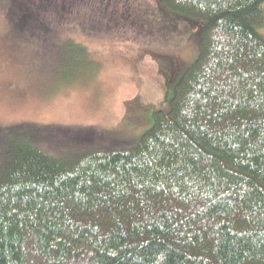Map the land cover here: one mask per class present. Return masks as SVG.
Listing matches in <instances>:
<instances>
[{"label":"trees","instance_id":"trees-1","mask_svg":"<svg viewBox=\"0 0 264 264\" xmlns=\"http://www.w3.org/2000/svg\"><path fill=\"white\" fill-rule=\"evenodd\" d=\"M160 2L205 25L172 111L132 151L0 152V264H264V0ZM35 5L11 7L28 42L50 36Z\"/></svg>","mask_w":264,"mask_h":264},{"label":"rangeland","instance_id":"rangeland-1","mask_svg":"<svg viewBox=\"0 0 264 264\" xmlns=\"http://www.w3.org/2000/svg\"><path fill=\"white\" fill-rule=\"evenodd\" d=\"M33 1L42 12L41 0ZM48 1L41 28L49 39L33 33L28 42V32L12 30L13 0H0V152L34 135L65 157L71 149L135 150L155 114L172 111L177 86L199 57L204 23L167 11L160 0ZM89 128L102 132L97 142L74 145V135Z\"/></svg>","mask_w":264,"mask_h":264}]
</instances>
